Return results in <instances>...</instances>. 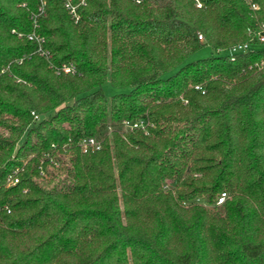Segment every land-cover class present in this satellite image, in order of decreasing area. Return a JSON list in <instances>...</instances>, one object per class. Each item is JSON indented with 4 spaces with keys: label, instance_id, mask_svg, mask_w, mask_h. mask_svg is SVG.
Returning <instances> with one entry per match:
<instances>
[{
    "label": "trees",
    "instance_id": "16d2710c",
    "mask_svg": "<svg viewBox=\"0 0 264 264\" xmlns=\"http://www.w3.org/2000/svg\"><path fill=\"white\" fill-rule=\"evenodd\" d=\"M77 11L0 0V264H264V0Z\"/></svg>",
    "mask_w": 264,
    "mask_h": 264
},
{
    "label": "built area",
    "instance_id": "2783aa9c",
    "mask_svg": "<svg viewBox=\"0 0 264 264\" xmlns=\"http://www.w3.org/2000/svg\"><path fill=\"white\" fill-rule=\"evenodd\" d=\"M84 3V0H79L77 3H74L73 0H63V4L64 6L67 8L68 12L70 13V15L74 18L75 21H77L78 19V11H77V8L79 5L83 4ZM199 5V4H198ZM255 7V6H254ZM40 11L42 12V6H40ZM12 32H15L13 29H12ZM19 36H21V33H19ZM259 37H260V40H264V35L260 32L259 33ZM28 38L29 39H34L36 40V42L38 43V51L40 53V55H43L45 57H49V53L47 50L43 49L42 46H41V42H42V38L39 37L38 35L34 34V33H31L28 35ZM198 39H202L201 35H198ZM248 47V44L247 43H238L234 46H232L228 52L229 53H235V52H239V51H244L246 48ZM75 70L74 66L70 63V64H62L60 67H58L56 69L57 72H71L73 73ZM3 71V70H2ZM32 115L34 116V118L37 117V115L32 111L31 112ZM123 126L124 127H130V128H144V124L141 122V121H138V122H134L132 124L129 123V121L127 120H123ZM79 147H80V150L84 153L86 152H89V151H93V150H96L100 147V142L97 141L94 137H85V138H82L79 142ZM52 147H55L54 144L51 145ZM46 158L49 159L50 163L53 164L54 166H57L58 163L57 161L54 160V158L52 157V155H50V153L48 152L46 154ZM41 175H45V172L44 170L40 167V172H39ZM18 182V178L17 177H13V176H10L9 177V184H15ZM225 197V193H221V195L218 197V200H217V203H221L222 200L224 199Z\"/></svg>",
    "mask_w": 264,
    "mask_h": 264
},
{
    "label": "rangeland",
    "instance_id": "374dc122",
    "mask_svg": "<svg viewBox=\"0 0 264 264\" xmlns=\"http://www.w3.org/2000/svg\"><path fill=\"white\" fill-rule=\"evenodd\" d=\"M214 51L211 50V48H209L208 46H203L201 48H199L198 50H196L195 52H193L188 59L189 60H193L196 58H200V57H205L208 56L210 54H212ZM102 89L104 94L109 98L111 95H113L114 93L117 92H124L126 89L125 88H116L113 87L109 81H106L105 83L102 84Z\"/></svg>",
    "mask_w": 264,
    "mask_h": 264
}]
</instances>
